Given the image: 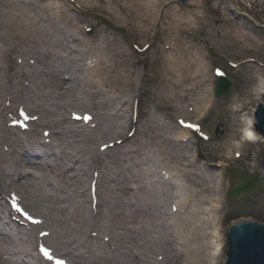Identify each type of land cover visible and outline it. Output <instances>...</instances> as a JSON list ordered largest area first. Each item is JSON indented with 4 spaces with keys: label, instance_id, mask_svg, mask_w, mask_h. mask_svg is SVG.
Masks as SVG:
<instances>
[{
    "label": "bare ground",
    "instance_id": "bare-ground-1",
    "mask_svg": "<svg viewBox=\"0 0 264 264\" xmlns=\"http://www.w3.org/2000/svg\"><path fill=\"white\" fill-rule=\"evenodd\" d=\"M85 36L63 12L0 0V199L5 192L27 214L9 217L0 201V264H218L214 170L254 140V109L232 115L216 161L203 166L189 154L188 129L159 115L158 96L130 141L128 113L138 106L127 81L137 72L113 41ZM178 52L165 59L162 89L188 116L173 85L195 76L177 90L185 96L206 69ZM252 94L264 95V79ZM115 138L125 146L97 152Z\"/></svg>",
    "mask_w": 264,
    "mask_h": 264
},
{
    "label": "rangeland",
    "instance_id": "rangeland-1",
    "mask_svg": "<svg viewBox=\"0 0 264 264\" xmlns=\"http://www.w3.org/2000/svg\"><path fill=\"white\" fill-rule=\"evenodd\" d=\"M33 1L44 14L63 12L72 17L74 24L85 33V38H94L97 42L106 37L129 54L132 70L137 76L132 81L131 77L128 78L127 83L132 100L138 106L137 111L134 109L128 113L132 119L126 130L129 140L146 119L148 108L153 105L151 98L158 96L162 107L159 115L171 122L176 130L187 129L182 125L185 121L195 125V129L185 132L184 138L188 139L189 154L203 166L204 162L216 161L213 153L223 145L232 115L235 119L248 117L262 101V97L255 98L252 94V89L262 83L264 76V3L259 0ZM179 50L186 54V59L180 61L189 63L192 59L194 63L195 58L206 69L203 85L198 84L185 96L177 90L190 87L195 76L184 77L181 84L176 82L173 85L175 97L186 102L188 116L179 114L178 102L174 106L166 104L164 100L168 92L162 89L166 84L162 80L165 59L171 54L179 55ZM89 64L90 60L86 62ZM197 64L199 62L189 66L193 68ZM219 74H224L232 84L226 94L217 96ZM198 108L205 110L200 114ZM253 131L254 140L245 143L242 150L236 149L235 154L236 150L232 151L225 160L226 165L216 166L214 170L222 179L215 229L219 239L214 246L219 255L218 264L225 262L227 231L231 222L255 220L264 223V181L260 175L264 138L254 128ZM115 141L120 144L97 152L114 151L125 146L122 139L115 138L112 143ZM109 159L112 158H106ZM0 201L2 208L8 209L5 192L1 193ZM13 213L9 217H17ZM177 264H181V259Z\"/></svg>",
    "mask_w": 264,
    "mask_h": 264
},
{
    "label": "water",
    "instance_id": "water-1",
    "mask_svg": "<svg viewBox=\"0 0 264 264\" xmlns=\"http://www.w3.org/2000/svg\"><path fill=\"white\" fill-rule=\"evenodd\" d=\"M231 82L220 76L216 94H226ZM254 128L264 138V95L254 110ZM260 175L264 181V155L260 159ZM228 250L224 264H264V223L255 220L231 222L227 231Z\"/></svg>",
    "mask_w": 264,
    "mask_h": 264
},
{
    "label": "snow or ice",
    "instance_id": "snow-or-ice-1",
    "mask_svg": "<svg viewBox=\"0 0 264 264\" xmlns=\"http://www.w3.org/2000/svg\"><path fill=\"white\" fill-rule=\"evenodd\" d=\"M17 211H21L19 208H17ZM25 215H27L26 213H25ZM42 251H43V253H44V255L49 259V260H51L53 257L50 255V253L48 252V250L47 249H42ZM57 264H62V262H57Z\"/></svg>",
    "mask_w": 264,
    "mask_h": 264
},
{
    "label": "trees",
    "instance_id": "trees-1",
    "mask_svg": "<svg viewBox=\"0 0 264 264\" xmlns=\"http://www.w3.org/2000/svg\"><path fill=\"white\" fill-rule=\"evenodd\" d=\"M244 187H246V185ZM231 192L234 193V191H232V190H231Z\"/></svg>",
    "mask_w": 264,
    "mask_h": 264
}]
</instances>
